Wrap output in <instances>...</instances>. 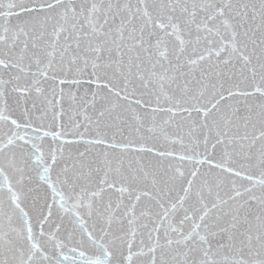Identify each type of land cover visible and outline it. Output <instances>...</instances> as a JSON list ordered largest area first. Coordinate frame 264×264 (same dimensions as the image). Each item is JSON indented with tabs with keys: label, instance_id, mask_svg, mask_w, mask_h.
I'll list each match as a JSON object with an SVG mask.
<instances>
[{
	"label": "snow or ice",
	"instance_id": "snow-or-ice-1",
	"mask_svg": "<svg viewBox=\"0 0 264 264\" xmlns=\"http://www.w3.org/2000/svg\"><path fill=\"white\" fill-rule=\"evenodd\" d=\"M0 264H264V0H0Z\"/></svg>",
	"mask_w": 264,
	"mask_h": 264
}]
</instances>
